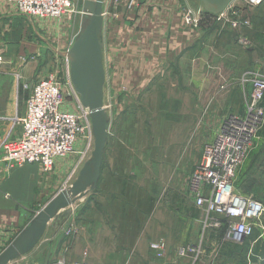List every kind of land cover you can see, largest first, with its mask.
Here are the masks:
<instances>
[{
	"label": "crops",
	"instance_id": "1",
	"mask_svg": "<svg viewBox=\"0 0 264 264\" xmlns=\"http://www.w3.org/2000/svg\"><path fill=\"white\" fill-rule=\"evenodd\" d=\"M83 2L81 0L82 6ZM232 4L250 20L251 25L242 31L256 44H262L259 49L264 54L263 18L246 14V0H233ZM186 7L197 8L199 2L133 0L128 5L127 0H123L115 5L113 0H103L100 33L103 65L105 57L110 58L115 70L123 73L130 84H152L153 79L174 68L175 77L188 75L189 84L206 85L210 77L208 68L213 65L211 53L217 44L222 45L227 60L221 62L223 70L216 77L220 76L218 83L224 88L213 91L212 97L220 93L215 96L208 114L205 112L208 118H217L214 125L218 127L227 114H242L249 99L251 87L247 97L234 96L240 75L236 64L238 68L253 66L264 73V57L261 59L258 52L249 50L237 56L230 43L232 39L228 37L234 39L229 33L235 35L230 27L220 30L216 25L211 27L203 23L198 28L186 25L182 11ZM31 20L17 13L12 4L0 0V55L10 63L0 69V75L21 72L22 80L26 84L31 82L32 86V76L24 75L26 64L22 66L19 59L33 49V42L27 39V21ZM215 130L205 143L212 140ZM6 132L0 134V140ZM254 144L255 148L236 174L234 185L240 193L263 201L264 131ZM113 161L103 156L101 177L95 189L53 217L38 244L8 264H51L57 259H63L65 264L82 261L97 264H264L263 232L240 242L226 239L223 230L200 237L194 206L117 205L113 201L115 197L108 196L105 191L106 183L114 177L110 167ZM81 164V158L76 156L57 158L49 174H43L37 164H27L15 168L0 181V238L4 248L42 208L37 206L46 204L62 190ZM167 210L171 213L168 216ZM161 237L165 240L166 251L164 257L156 258L149 243ZM186 244L199 246L200 253L179 257L178 248Z\"/></svg>",
	"mask_w": 264,
	"mask_h": 264
},
{
	"label": "rangeland",
	"instance_id": "2",
	"mask_svg": "<svg viewBox=\"0 0 264 264\" xmlns=\"http://www.w3.org/2000/svg\"><path fill=\"white\" fill-rule=\"evenodd\" d=\"M73 4V12L70 16L32 18L31 21H27V39L34 45L30 53L24 54L19 59L22 66L26 64L23 73L32 76L33 84L34 81L49 74L56 75L59 80L69 77V61L64 54L87 23L86 12L82 9L81 0L78 2L73 0ZM246 14L262 17L264 28V3L248 6ZM203 17L204 15L198 27L201 25ZM215 24L220 30L227 27L232 28L227 23L223 24L217 20H215ZM249 26L232 28L235 35L229 33L234 37L233 39L228 35L229 39H232L230 43L234 45L233 49L237 56L243 54L244 50H249L258 52V56L262 59L264 57L260 51L262 44H256L253 38L242 31V28ZM74 35L76 37L71 41ZM241 35L250 40V46L245 47L237 41ZM217 40L221 44L220 39ZM260 47L261 49H259ZM211 54L213 55L211 61L213 65L208 68L210 77L208 84L205 83L206 85L189 84L188 75L175 77L174 68H169L162 77L153 79L152 84H130L123 73L115 70L110 58L105 57L104 106L111 121L104 158L114 159L110 166L114 177L109 180L106 178L108 188L104 189L108 196L115 197L113 201L117 205L123 204L127 207H138L142 204L166 207L194 206L188 191V176L193 166L201 159L203 144L217 127H215L217 118L207 117L215 103V96L220 93L217 92L212 97L213 91H221L224 88L222 84L218 83L220 76L216 77L223 70L221 62L227 60L222 45L217 44ZM4 61L0 69L10 64H7L6 58ZM237 66L238 64H236V70L239 69L240 75L238 84L233 90L234 96L235 98L238 95L247 97L250 88L249 76L257 70L253 66L241 65L239 68ZM19 74L21 79L18 82L15 74L0 75L2 80L0 84V116H3L0 117V134L11 128V118L15 114L22 115L24 101L31 88V82L26 84L22 80L21 72ZM215 79L216 81H214ZM210 97L212 98L210 99ZM78 100L67 96L66 108L77 110L80 104ZM263 131L264 118L253 138V145L249 153L253 151V147L255 148L254 142L260 138ZM93 141L94 138L91 134L86 138V141L76 144L75 152L69 153L65 157L76 156L77 159L81 158L82 162L86 161L93 149ZM249 153L241 166L238 167L236 174L243 167ZM41 172L47 174L42 169ZM75 176L76 173L62 190L67 189ZM111 192L112 194H110ZM117 200H120L121 203ZM195 209L198 216L199 236L217 234L213 233L215 230L210 227L204 229L202 220L206 217L205 213L196 207ZM169 214L171 213L167 210L166 216ZM260 232L264 233L263 216L256 222L250 238L256 237ZM246 241H251V239ZM249 247L250 245L246 242V248L249 249Z\"/></svg>",
	"mask_w": 264,
	"mask_h": 264
},
{
	"label": "built area",
	"instance_id": "3",
	"mask_svg": "<svg viewBox=\"0 0 264 264\" xmlns=\"http://www.w3.org/2000/svg\"><path fill=\"white\" fill-rule=\"evenodd\" d=\"M12 4L17 13L29 18H59L70 16L73 0H3ZM123 0H113L120 4ZM233 1V0H232ZM232 1L216 20L232 28L249 26L250 20L240 14ZM133 0H127L131 5ZM264 3V0H246L248 6ZM183 21L198 28L204 14L199 7L183 8ZM237 41L247 47L250 40L241 35ZM0 55V66L4 63ZM17 82L21 79L15 74ZM250 95L242 114L230 113L222 118L213 138L202 147L201 159L188 176V191L194 206L205 213L204 229L223 230L224 237L234 242L250 237L256 222L264 214L262 200L240 193L234 185L236 171L248 155L253 138L264 118V73L255 71L249 76ZM67 96L78 100L69 77L59 80L49 74L39 78L31 86L25 100L22 115L11 118L12 126L0 140V181L15 168L37 164L44 173L53 171L55 160L75 152L78 142L91 136L89 111L79 104L77 110H69ZM79 102V100H78ZM0 238V253L3 250ZM156 258L165 255L164 238L149 243ZM180 257L199 254V246L187 244L178 248ZM51 264H65L57 259ZM75 264H97L90 261Z\"/></svg>",
	"mask_w": 264,
	"mask_h": 264
},
{
	"label": "water",
	"instance_id": "4",
	"mask_svg": "<svg viewBox=\"0 0 264 264\" xmlns=\"http://www.w3.org/2000/svg\"><path fill=\"white\" fill-rule=\"evenodd\" d=\"M205 12L216 15L232 0H197ZM103 0H84L87 23L65 52L69 78L80 104L89 111L94 138L90 157L83 162L67 189L56 193L20 230L0 253V264H8L30 252L42 238L48 222L70 204L86 196L97 186L111 118L104 106L105 69L100 33L103 24Z\"/></svg>",
	"mask_w": 264,
	"mask_h": 264
},
{
	"label": "trees",
	"instance_id": "5",
	"mask_svg": "<svg viewBox=\"0 0 264 264\" xmlns=\"http://www.w3.org/2000/svg\"><path fill=\"white\" fill-rule=\"evenodd\" d=\"M204 17L202 20V23L205 25H210L211 27L215 26V15L208 13V12H204Z\"/></svg>",
	"mask_w": 264,
	"mask_h": 264
}]
</instances>
